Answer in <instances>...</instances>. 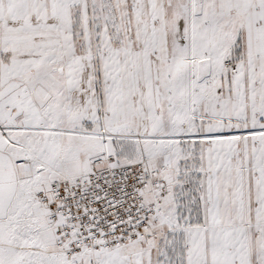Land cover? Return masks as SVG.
<instances>
[{"label": "snow or ice", "instance_id": "6c2138e0", "mask_svg": "<svg viewBox=\"0 0 264 264\" xmlns=\"http://www.w3.org/2000/svg\"><path fill=\"white\" fill-rule=\"evenodd\" d=\"M0 264H264V0H0Z\"/></svg>", "mask_w": 264, "mask_h": 264}]
</instances>
